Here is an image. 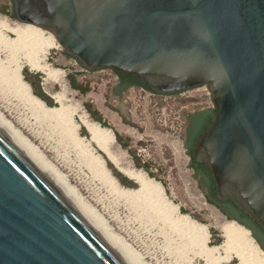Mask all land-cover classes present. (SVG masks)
<instances>
[{
    "label": "water",
    "instance_id": "1",
    "mask_svg": "<svg viewBox=\"0 0 264 264\" xmlns=\"http://www.w3.org/2000/svg\"><path fill=\"white\" fill-rule=\"evenodd\" d=\"M11 12L88 71L157 94L204 86L213 114L192 160L264 232V0H11ZM0 264H124L1 133Z\"/></svg>",
    "mask_w": 264,
    "mask_h": 264
},
{
    "label": "rangeland",
    "instance_id": "2",
    "mask_svg": "<svg viewBox=\"0 0 264 264\" xmlns=\"http://www.w3.org/2000/svg\"><path fill=\"white\" fill-rule=\"evenodd\" d=\"M0 6L5 9L0 12V19L6 20L10 25L21 24L9 15L10 0H0ZM6 33L14 37L13 34ZM0 53V116L64 177L109 232L137 255L143 264H188L184 255L190 259L189 264H206L202 256L194 253L196 247L193 245L186 248L183 255L172 249L176 242L179 246L182 245L186 241L185 237L172 232L170 240L165 233L166 228L164 232L159 230L162 227L160 223L152 225L153 219L149 220L141 215L140 208H133L116 198L98 177L99 171L95 165L79 155L72 142L63 140L59 127L41 122L35 116L18 93L17 83L13 78L14 62L6 54ZM73 60L60 48H49L44 61L51 69L60 71L59 80L46 76L43 71L30 69L22 61L20 74L31 92L34 89L40 95L38 98L50 103L47 105L44 102L47 106L57 107L58 103L53 95L60 94L63 97L62 104L76 110L73 120L78 125V134L86 140L89 139V134L78 116L85 114L90 121L100 125L88 114L84 104L89 103L104 123V126H100L111 131L113 138L114 133H117L126 144L122 148L114 138L110 145L111 152L119 158L121 164L142 171L159 184L166 200L176 206L180 214L206 226L207 244L220 245L224 239L221 226L233 221L224 217L207 201L190 167L189 156L181 144L186 116L212 106L204 86L174 94H157L141 86H127L116 92L118 76L112 69L84 71ZM71 73L79 84L87 87L84 93L68 85L66 75ZM91 148L94 155L103 158L106 168L121 186L130 189L138 187L95 145L91 144ZM257 247L259 248L258 245ZM217 252L212 253L213 257L220 259L224 256L222 250ZM229 255L226 260L218 259V263L241 264L238 257Z\"/></svg>",
    "mask_w": 264,
    "mask_h": 264
},
{
    "label": "bare ground",
    "instance_id": "3",
    "mask_svg": "<svg viewBox=\"0 0 264 264\" xmlns=\"http://www.w3.org/2000/svg\"><path fill=\"white\" fill-rule=\"evenodd\" d=\"M6 32L13 34L14 37L8 36ZM49 48H59L50 32L28 23L10 25L6 20L0 19V52L6 54L15 64L13 78L17 83L19 95L41 122L59 127L63 140L72 142L77 153L95 165L99 171L98 177L106 183L116 198L133 208H140L141 215L146 219H153L152 225H156V222L160 223L162 227L159 230L164 232V228H166L165 233L170 240L172 232L179 237H185L186 241L181 243L182 245L179 246L176 242L172 248L182 255L185 254L186 248L193 245L196 247L194 253L202 256L206 264H219V257L212 255L218 250H222L224 253V256L220 258L223 260H226L230 256L229 254H234L239 258L241 264H264V254L251 238L249 231L234 221L221 226L224 238L222 243L218 246H209L207 244L208 231L206 226L180 214L177 207L166 200L162 187L148 178L142 171L127 168L121 164L119 158L110 150V145L114 141L111 131L102 128L96 122L90 121L85 114L79 115L80 123L89 134V139L86 140L80 137L77 132L78 125L73 120V114L76 110L65 107L62 104L63 97L60 94L53 95L58 106L49 107L30 91L29 85L20 74V61L24 62L30 69L43 71L48 77L58 80L61 78L60 71L51 69L44 61ZM0 133L61 193L71 207L104 240L124 264H143L137 255L127 249L120 240L109 232L104 223L94 214V211L78 196L75 189L67 184L64 177L1 116ZM91 144L95 145L120 172L136 182L138 187L130 189L121 186L106 168L103 158L100 155H94ZM184 258L189 264L190 259L186 255ZM220 259L219 261H221Z\"/></svg>",
    "mask_w": 264,
    "mask_h": 264
},
{
    "label": "flooded vegetation",
    "instance_id": "4",
    "mask_svg": "<svg viewBox=\"0 0 264 264\" xmlns=\"http://www.w3.org/2000/svg\"><path fill=\"white\" fill-rule=\"evenodd\" d=\"M133 78V77H132ZM123 80H128V77H122ZM132 80L133 84L130 86L136 87L139 86L138 79H130ZM120 82V79L118 77L117 84ZM211 107H205L196 111L191 112L188 114L185 118L184 126L182 129V141L181 144L183 145L184 151L188 154L189 156V164H191V169L193 170V173L196 176V180L198 182L199 188L202 190L204 193L205 197L208 198L209 200H212V203H210L212 206H214L224 217L231 219L238 225L242 226L243 228L249 230V233L252 237V239L256 242V244L259 246L258 243L261 245L264 244V237L263 235L258 232L257 229H250L247 228V219L241 215L240 211L229 201L227 200H218L214 196L213 192V183L212 179L204 168V166L197 161L192 160V151H193V146L198 138V136L201 134L202 130L204 129L206 123L208 120L211 118L212 114ZM243 214V213H242ZM245 216V215H244ZM246 219V220H245ZM252 232V233H251ZM256 233H259L258 236ZM257 235V236H256ZM260 248V246H259ZM261 249V248H260ZM262 250V249H261ZM263 251V250H262Z\"/></svg>",
    "mask_w": 264,
    "mask_h": 264
},
{
    "label": "trees",
    "instance_id": "5",
    "mask_svg": "<svg viewBox=\"0 0 264 264\" xmlns=\"http://www.w3.org/2000/svg\"><path fill=\"white\" fill-rule=\"evenodd\" d=\"M11 1V0H10ZM5 11V9H4V7H2V6H0V12H4ZM9 15L11 16V17H13L12 16V12H11V6H10V13H9ZM113 72L119 77V79H120V82L116 85V87H115V91L116 92H118V91H121L123 88H125V87H127V86H130L131 84H133V82H132V80H129V78L130 79H138V78H136V77H133V76H129V75H126V74H123V73H119V72H117V71H115V70H113ZM122 77H128V80H123L122 79ZM133 77V78H132ZM66 79H67V82H68V85L71 87V88H73V89H76V90H78L79 92H81V93H84L86 90H87V87L86 86H82L81 84H79L77 81H76V79H75V77H74V74H67L66 75ZM138 81H139V84H137V85H139V86H141V87H144L145 89H147L148 90V88L144 85V83L141 81V80H139L138 79ZM150 91V90H149ZM32 93L35 95V96H38V97H40V95L34 90V89H32ZM43 99V98H42ZM44 102L47 104V105H50V103L47 101V100H45L44 99ZM84 106H85V108H86V110H87V112H88V114L90 115V117L93 119V120H95V121H97V122H99L100 123V125H102V126H104V123L103 122H101V120H100V116L98 115V113H97V111L95 110V109H91V105L89 104V103H85L84 104ZM51 107V106H50ZM211 113H213V109L211 110ZM81 133H83V132H81ZM114 138H115V141L119 144V146L120 147H122V148H125L126 147V144L121 140V138H120V136L117 134V133H114ZM190 166H191V164H190ZM207 171V170H206ZM148 174H150V173H148ZM207 199V201L209 202V203H212V200H209L208 198H206ZM241 213V212H240ZM241 215H243V217H245L246 219V221L248 222L247 223V228H250V229H257L258 230V232H260V234L261 235H263V237H264V232L248 217V216H244V214H242L241 213ZM252 233V232H251ZM258 236H260L259 235V233H256ZM256 235V236H257ZM261 237V236H260ZM259 244V246H260V248L264 251V244H260V243H258Z\"/></svg>",
    "mask_w": 264,
    "mask_h": 264
},
{
    "label": "built area",
    "instance_id": "6",
    "mask_svg": "<svg viewBox=\"0 0 264 264\" xmlns=\"http://www.w3.org/2000/svg\"><path fill=\"white\" fill-rule=\"evenodd\" d=\"M75 62H76V61L73 60V63H75ZM79 68H80V70L88 71V70H86V69L83 68V67H80V66H79ZM248 231H249V230H248Z\"/></svg>",
    "mask_w": 264,
    "mask_h": 264
}]
</instances>
